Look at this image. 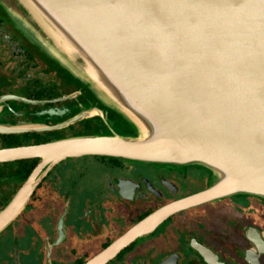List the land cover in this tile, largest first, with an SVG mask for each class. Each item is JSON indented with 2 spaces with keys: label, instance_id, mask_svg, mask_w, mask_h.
I'll return each instance as SVG.
<instances>
[{
  "label": "water",
  "instance_id": "obj_1",
  "mask_svg": "<svg viewBox=\"0 0 264 264\" xmlns=\"http://www.w3.org/2000/svg\"><path fill=\"white\" fill-rule=\"evenodd\" d=\"M16 3L49 39L3 0L0 12L83 84L91 105L73 120L86 117L96 128L5 151L42 161L0 210V232L43 177L72 157L208 173L206 189L160 209L84 264L105 263L177 209L230 196L264 199V0Z\"/></svg>",
  "mask_w": 264,
  "mask_h": 264
},
{
  "label": "flooded vegetation",
  "instance_id": "obj_2",
  "mask_svg": "<svg viewBox=\"0 0 264 264\" xmlns=\"http://www.w3.org/2000/svg\"><path fill=\"white\" fill-rule=\"evenodd\" d=\"M5 1L16 11V0ZM56 59L0 12V156L95 130L86 117L73 120L91 105L84 93L91 95ZM41 161L0 157V210ZM207 178L190 165L61 160L0 232V264H84L160 209L206 189ZM214 263L264 264V199L230 196L172 211L103 264Z\"/></svg>",
  "mask_w": 264,
  "mask_h": 264
},
{
  "label": "rangeland",
  "instance_id": "obj_3",
  "mask_svg": "<svg viewBox=\"0 0 264 264\" xmlns=\"http://www.w3.org/2000/svg\"><path fill=\"white\" fill-rule=\"evenodd\" d=\"M8 6H10L5 0H3ZM11 7V6H10ZM12 8V7H11ZM13 9V8H12ZM14 10V9H13ZM16 11H18L20 14H22L24 17H27V19L31 22V20L28 18V16L24 13V11L18 7L17 3H16ZM31 24L36 28V30H38V32L43 36V39H49L48 37H46L43 33H41V29L40 27L34 23V22H31ZM39 28V29H38ZM43 46H46V45H43ZM43 48V47H42ZM40 49V48H39ZM42 50V49H40ZM44 51V50H43ZM95 131V130H94ZM204 170V169H203ZM206 171V170H204ZM207 172V171H206ZM95 176V174H93ZM92 175V176H93ZM208 179V178H207ZM94 181V180H93ZM81 184H84V182L82 181ZM92 189H89V191H91ZM2 248V246H0V249Z\"/></svg>",
  "mask_w": 264,
  "mask_h": 264
},
{
  "label": "bare ground",
  "instance_id": "obj_4",
  "mask_svg": "<svg viewBox=\"0 0 264 264\" xmlns=\"http://www.w3.org/2000/svg\"><path fill=\"white\" fill-rule=\"evenodd\" d=\"M78 107H79V106H78ZM71 109H73V110H75V111L78 109L77 111L79 112V108H76V109H75V108L73 107V108H71ZM73 110H72V111H73ZM72 111H71V112H72ZM75 111H74V113H75ZM77 111H76V112H77ZM71 112L69 111V113H70V114H68L69 116L71 115ZM63 113H64V112H63ZM64 115H65V113H64ZM64 115H62V116H64ZM67 117H68V116H67ZM60 119H61V118H60ZM71 119H72V118H71ZM62 120H64L63 117H62ZM60 121H61V120H60ZM29 123H30V122H29ZM54 123H55V121H54ZM18 124H19V123H18ZM59 124H60V123H59ZM64 124H65V123H64ZM26 125H27V124H26ZM28 125H29V124H28ZM29 127H30V126H29ZM10 156H16V152H15V151H11V152H9V153H5L4 156H0V157H10ZM121 188H122V187H121ZM208 262H209V261H208ZM209 263H210V262H209ZM214 264H215V263H214Z\"/></svg>",
  "mask_w": 264,
  "mask_h": 264
},
{
  "label": "trees",
  "instance_id": "obj_5",
  "mask_svg": "<svg viewBox=\"0 0 264 264\" xmlns=\"http://www.w3.org/2000/svg\"><path fill=\"white\" fill-rule=\"evenodd\" d=\"M29 170H30V169H29ZM29 170H28V171H29Z\"/></svg>",
  "mask_w": 264,
  "mask_h": 264
}]
</instances>
